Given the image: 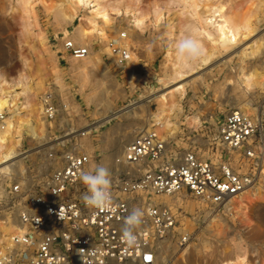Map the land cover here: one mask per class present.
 <instances>
[{
	"label": "rangeland",
	"instance_id": "1",
	"mask_svg": "<svg viewBox=\"0 0 264 264\" xmlns=\"http://www.w3.org/2000/svg\"><path fill=\"white\" fill-rule=\"evenodd\" d=\"M23 1L0 0V68L9 66L14 71L20 67L19 17ZM41 1L43 3L35 1L32 9L40 22L52 58L59 67L60 83L51 85L48 92L40 97L43 113L39 136L33 134L27 122L23 121L20 142L16 147H20L23 152L0 166V209L5 211L8 205L6 190L10 182V178L5 176L11 171V174L16 175L14 180H21L19 174L26 170L28 180L33 184L37 180L34 172L40 163L45 164L40 177L49 174L55 162L45 158V152L61 141L68 143L67 146L75 145L79 152L90 156L87 170L96 165L105 166L110 173V181L117 171L146 167L141 164L122 166L116 160L133 138L146 133L156 121L161 106L158 94L173 88H164L158 82L164 76L170 39L182 35L184 24L190 20L179 14L180 7L171 5V0H139L140 8L148 16L142 27L134 24L130 14L110 12L106 19H97L103 35H84L78 28L79 18L86 17L89 7H82L77 18L68 21L57 13V0ZM120 1L127 3L134 0ZM262 1L257 3V12L253 9L256 2H253L254 5L248 0H195L198 10L202 6L214 9L224 4L229 19L240 28L251 17L252 28L249 34L245 29H240L236 37L229 38L217 48L207 65L194 70L177 83L185 91L181 99L183 114L177 121L176 133L166 141L168 158L179 157L189 150L198 151L202 157L214 163L219 162L220 154L228 156L221 151L218 143V126L231 109L240 110L242 103L249 105L259 117L263 134L259 138L262 140ZM154 7H158L161 12L156 26L150 24ZM260 7L263 11H260ZM122 31L127 33L125 40H120ZM66 38L73 39L79 45L89 46V56L76 59L65 52L63 43ZM112 40H119L129 48V61L121 64L111 54L109 43ZM243 72L254 74L249 89H245L240 81ZM47 94H50L51 103L56 109L52 117L45 114L43 100ZM190 116L199 118L197 127L191 128L186 123L185 118ZM23 124H27L29 130L22 139ZM89 126L96 127L89 132ZM10 164L11 170L3 169V166ZM155 164L150 162L149 165ZM258 190L264 191V188L259 185L250 189L251 193ZM151 200L170 206L177 215L179 231L190 235L189 242L182 247L169 243L162 252L159 264H264V202L248 201L240 209L232 204L213 209L189 194L152 195ZM10 246L3 245L5 252ZM238 258H243V262H235Z\"/></svg>",
	"mask_w": 264,
	"mask_h": 264
},
{
	"label": "built area",
	"instance_id": "2",
	"mask_svg": "<svg viewBox=\"0 0 264 264\" xmlns=\"http://www.w3.org/2000/svg\"><path fill=\"white\" fill-rule=\"evenodd\" d=\"M126 38L122 31L120 40ZM63 48L76 59L91 52L89 46L70 38L64 40ZM109 48L119 63L130 60V50L121 41H110ZM50 97L47 94L44 99L45 114L52 117L56 109ZM13 112L7 107L0 111V130L8 126ZM24 126L25 135L28 125ZM261 133V123L231 109L218 126V143L228 156L220 154L217 163L196 150L168 158L166 141L154 132L141 133L125 146L116 162L146 167L117 171L109 186L112 204L99 210L86 207L82 199L86 189L79 177L87 171L90 156L75 145L58 142L45 152V158L55 162L49 174L40 177L45 166L40 163L33 184L26 170L20 172L21 180H14L13 173L5 176L10 178L8 205L7 211L0 209V218L5 217L0 225L9 220L24 232L13 235V245L0 264H159L169 243L182 247L190 235L179 231L173 209L154 203L151 196L189 194L220 209L248 188H264ZM150 162L156 164L150 167ZM133 209L141 210L142 221L135 229V242L126 244L121 228Z\"/></svg>",
	"mask_w": 264,
	"mask_h": 264
},
{
	"label": "bare ground",
	"instance_id": "3",
	"mask_svg": "<svg viewBox=\"0 0 264 264\" xmlns=\"http://www.w3.org/2000/svg\"><path fill=\"white\" fill-rule=\"evenodd\" d=\"M35 1L37 0H24L23 9L20 12L19 19L21 30L19 32L18 53L20 67L14 71L11 70L9 66L0 68V111L6 107L14 111L8 126L0 130V166L14 159L18 153L23 152H19L20 149L18 148L20 147L16 148L20 142L23 121L27 122L33 134L38 135V133H40L42 126L41 114L43 113L41 110L40 97L48 92L51 85L60 83L59 67L52 58L48 42L41 31L40 22L32 9V4ZM57 1V13L68 21H73L77 18L82 7H89L88 11L85 13L86 17L79 18L80 23L78 28L84 35H103L104 32L100 30L97 19L100 17L106 19L110 12L117 15L121 13L130 14L133 17L134 24L138 27H142L148 19L147 14L140 8L139 0L127 3L120 0ZM38 2L43 3L41 0H38ZM194 2L195 0H171V5L173 4L180 7V15L190 18L183 26L184 32L182 35L194 32L203 46L204 55L199 62L189 69L178 70L171 46L181 35L174 36L170 39V46L166 53L164 76L161 77L158 82L162 84L164 88L172 86L173 88L160 95L158 94L161 106L156 114L157 119L147 129V132H154L162 141H168L176 133L178 128L177 121L183 114L181 99L185 91L184 87L177 83L194 70L207 65L216 54L217 48L220 45H224V42L229 38L236 37L240 29H245L247 31L246 33L249 34L250 32L248 31L252 28L251 17L243 22L241 28L235 25L229 19L226 13L227 8L224 4L214 9H207L202 6V8L198 10ZM248 2H256V7L254 6L255 8H253L256 10L259 8L257 3H262L263 1L248 0ZM262 7H260V11L264 10H262ZM258 10L256 11L258 12ZM160 13L159 8L154 7L152 11L153 19L150 21L151 25H157V18L161 16ZM253 13L257 15V13ZM254 15H252V17ZM240 81L245 89H249L252 87L254 74L243 72L240 75ZM239 109L243 114L249 116L259 124V117L249 105L242 103ZM107 120L108 119L103 122ZM185 121L191 128H195L199 124V118L194 116L186 117ZM24 125L25 124H23L22 139L25 133ZM95 127L96 126H89L87 130L91 132ZM29 128L27 127L28 130ZM261 141L264 150V136ZM60 143L62 144L63 141ZM11 165L12 164H10V166H3V169L9 168V170H11ZM250 189L251 188H248L240 195L231 198L226 204L235 205L236 209H240L245 207L248 201L263 203L264 191L258 190V192L251 193ZM23 232V229L9 220L2 222L0 225V258L5 253L3 245L10 246L11 242L13 245V235H21ZM183 262L186 263L187 261ZM235 262L242 263L243 258H238Z\"/></svg>",
	"mask_w": 264,
	"mask_h": 264
},
{
	"label": "clouds",
	"instance_id": "4",
	"mask_svg": "<svg viewBox=\"0 0 264 264\" xmlns=\"http://www.w3.org/2000/svg\"><path fill=\"white\" fill-rule=\"evenodd\" d=\"M171 47L178 70L189 69L204 55L203 46L194 32L179 36ZM79 179L86 189L82 197L86 207L93 210L110 208L112 204L109 191L110 173L105 166L96 165L87 171H82ZM142 215L140 209H133L124 218L121 239L126 244L135 242V229L140 225Z\"/></svg>",
	"mask_w": 264,
	"mask_h": 264
}]
</instances>
